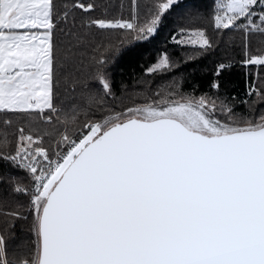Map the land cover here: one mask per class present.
Returning <instances> with one entry per match:
<instances>
[{
  "label": "snow or ice",
  "instance_id": "1",
  "mask_svg": "<svg viewBox=\"0 0 264 264\" xmlns=\"http://www.w3.org/2000/svg\"><path fill=\"white\" fill-rule=\"evenodd\" d=\"M205 7L0 0V264H264V0ZM174 16L183 55L118 93V58ZM221 45L240 59L195 80Z\"/></svg>",
  "mask_w": 264,
  "mask_h": 264
},
{
  "label": "trees",
  "instance_id": "2",
  "mask_svg": "<svg viewBox=\"0 0 264 264\" xmlns=\"http://www.w3.org/2000/svg\"><path fill=\"white\" fill-rule=\"evenodd\" d=\"M105 3H118L123 2L125 5L129 3V0H104ZM181 3L184 4H203L205 5V13L211 10L213 6V0H180ZM185 24V20L181 16H174L170 18L165 26L162 28L160 35L156 37L155 40L150 43H139L136 48L133 50L134 54H123L118 58V62L116 65V70L114 71V86L116 87L117 92L127 91L134 92L136 90H140L144 87L143 81H150L151 87L155 88L156 85L165 79L163 76H152L150 74L145 73L144 69L152 64L157 59V53L159 51H163L165 48L175 57H179L183 55V50L175 47L173 43L169 40L165 42L166 37H168L175 27ZM237 41V45H238ZM253 47L264 46V38L254 37L252 41ZM228 53H231L235 60L240 59V51L239 47H229L225 49L224 45H221L220 48L217 49L215 53H211L205 56L203 59L199 60L197 63V67L200 69L195 74V80L204 83L208 81L212 73L214 71L216 62L224 58V56ZM188 68H191L192 65H188ZM253 73L255 74L258 69H253ZM225 76L229 80L230 87L229 93H235L239 97H243L245 91V77L242 74V70L239 64H235L233 68H231ZM125 85L127 88H125ZM241 109L243 105L239 106ZM2 113H0V118H2ZM2 171V170H0ZM10 172L13 175H21L23 176V171L20 169H10ZM4 187V182L0 181V188ZM17 242L20 240L27 239V225L23 228L17 227Z\"/></svg>",
  "mask_w": 264,
  "mask_h": 264
}]
</instances>
